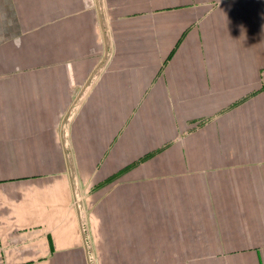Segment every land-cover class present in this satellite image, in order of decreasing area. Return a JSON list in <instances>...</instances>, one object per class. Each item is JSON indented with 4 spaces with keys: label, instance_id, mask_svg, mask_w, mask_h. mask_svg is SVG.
<instances>
[{
    "label": "crops",
    "instance_id": "0c3cea01",
    "mask_svg": "<svg viewBox=\"0 0 264 264\" xmlns=\"http://www.w3.org/2000/svg\"><path fill=\"white\" fill-rule=\"evenodd\" d=\"M95 258L264 264V0H0V264Z\"/></svg>",
    "mask_w": 264,
    "mask_h": 264
},
{
    "label": "rangeland",
    "instance_id": "374dc122",
    "mask_svg": "<svg viewBox=\"0 0 264 264\" xmlns=\"http://www.w3.org/2000/svg\"><path fill=\"white\" fill-rule=\"evenodd\" d=\"M100 64H101V65H105V62H102V63H100ZM99 67H100V65H98V66L96 67V69L99 68ZM92 256H93V255H92ZM92 264H96V258H95V263L92 262Z\"/></svg>",
    "mask_w": 264,
    "mask_h": 264
}]
</instances>
